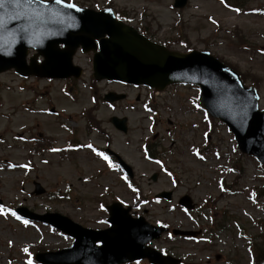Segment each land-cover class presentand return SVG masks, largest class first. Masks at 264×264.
I'll list each match as a JSON object with an SVG mask.
<instances>
[{
    "label": "rangeland",
    "instance_id": "obj_1",
    "mask_svg": "<svg viewBox=\"0 0 264 264\" xmlns=\"http://www.w3.org/2000/svg\"><path fill=\"white\" fill-rule=\"evenodd\" d=\"M74 1L92 5L106 0ZM109 1L155 40L177 50H208L233 67L257 88L264 109V0H226L240 8L235 11L220 0H188L182 9L173 8L172 0ZM73 62L83 69L73 83L23 79L13 71L0 74V264H27L28 251L57 250L71 242L40 223L26 227L9 208L58 212L99 229L107 215L102 206L115 199L152 224L201 230L196 239L167 233L151 244L179 257L180 264H254L253 250L262 264L264 198L257 194L264 188V168L235 149L225 126L214 122L207 132L203 111L193 105L195 88L171 86L154 93L95 82L89 54L78 52ZM109 89L128 98L109 109L102 100ZM144 98L151 101L145 102L149 108L140 105ZM48 108L58 115L42 112ZM112 115L127 117V133L112 127ZM68 140L83 143L84 149L63 152ZM107 140L132 167L136 188L88 149L90 143L103 146ZM146 140L155 161L144 152ZM153 172L156 181L150 178ZM35 182L44 193L35 194ZM161 190L172 191L170 202L154 197ZM183 194L190 195L194 211L177 205Z\"/></svg>",
    "mask_w": 264,
    "mask_h": 264
},
{
    "label": "water",
    "instance_id": "obj_2",
    "mask_svg": "<svg viewBox=\"0 0 264 264\" xmlns=\"http://www.w3.org/2000/svg\"><path fill=\"white\" fill-rule=\"evenodd\" d=\"M185 1L176 0L175 5L182 6ZM68 4L21 0L16 8L6 5L0 9V71L13 67L24 75L78 77L81 69L71 62L75 48L81 45L83 51L95 50L94 40L98 39L99 50L92 62L95 79L146 84L158 90L178 82L198 84L201 101L212 115L231 127L240 149L264 162V110L257 108L253 87L242 86L234 72L206 52L169 50L116 20L110 10L95 12L69 8ZM13 12L18 18L9 19ZM59 43L64 48L59 49ZM28 47L43 55L40 64L36 65L34 58L30 65L25 63ZM119 127L123 129V121H119ZM122 220L114 217L112 227L93 236L102 242L93 251L113 259L112 264L150 255L144 241L158 236L159 228L148 231L144 221L136 224ZM139 233L149 237L140 241Z\"/></svg>",
    "mask_w": 264,
    "mask_h": 264
},
{
    "label": "snow or ice",
    "instance_id": "obj_3",
    "mask_svg": "<svg viewBox=\"0 0 264 264\" xmlns=\"http://www.w3.org/2000/svg\"><path fill=\"white\" fill-rule=\"evenodd\" d=\"M56 4H61L62 0H55ZM223 2V0H222ZM21 0H0V9H4L5 6H9L12 8H16L20 5ZM69 8H75L76 6L72 3H69L67 5ZM18 18V14L16 12H13L10 16L9 19H16ZM0 23H2V21H0ZM91 147V146H89ZM105 159H107V157H105ZM0 211H3V209H0ZM13 215H15V213H13ZM19 219V217H17ZM25 224L28 223V221H24ZM26 250V249H25ZM29 264H31V260H29Z\"/></svg>",
    "mask_w": 264,
    "mask_h": 264
}]
</instances>
